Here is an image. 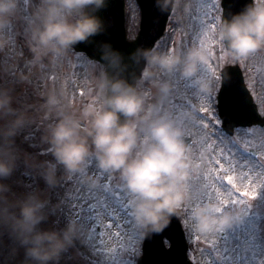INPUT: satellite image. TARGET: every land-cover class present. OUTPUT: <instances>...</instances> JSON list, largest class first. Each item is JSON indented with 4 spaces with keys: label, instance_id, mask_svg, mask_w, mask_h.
<instances>
[{
    "label": "rangeland",
    "instance_id": "374dc122",
    "mask_svg": "<svg viewBox=\"0 0 264 264\" xmlns=\"http://www.w3.org/2000/svg\"><path fill=\"white\" fill-rule=\"evenodd\" d=\"M218 1H175L172 24L164 41L155 48L154 54L157 56L171 54L183 58L187 52L198 48L201 40L206 39L210 45L215 38H219ZM38 3L39 0H28V4L18 0L16 15L0 31V36L6 41L5 48L0 50L2 52L0 53V89L9 90L14 97V106L30 114L32 119L24 127L25 133L32 136L33 134L28 132L29 127L35 126L37 129L34 138H25L22 139L23 141L20 139L19 145L34 155L38 161L51 162L53 157L50 161L49 157L47 158V151L45 155L41 152L47 145L44 137L50 127L47 123L48 117L43 119L42 116L47 113L51 117L61 118L67 114L79 119L80 123L83 122L82 127H86L88 120L85 113L92 111L103 102L100 87L103 70L102 67L90 63L84 56L72 51L64 56L50 55L39 62L33 61L28 47V37L33 20L32 13ZM23 4L28 5L27 10ZM138 12L134 0H127L126 30L129 38H133L137 31ZM18 49L26 51L30 60L24 67L22 66L17 76L11 77L13 80L9 77L11 76L9 71L16 62L13 61V53ZM255 55L260 57L254 64L256 69L260 70L264 68V54ZM222 61L223 63L231 61L223 46L220 53V62ZM245 63L246 59H241L240 66H244ZM252 63L253 59L249 57L247 65L251 67ZM204 65V62L200 61L195 76L185 78L178 68L169 71L157 63L151 65L148 63L145 69L148 75L141 81L138 90L143 93L145 99V112L142 114H151L153 107L162 104L164 100L166 104L163 117L170 120L182 132V136L191 138L192 143L187 149L195 166L185 183V200L177 207L179 208L177 215L180 216L186 230L191 246L189 258L193 264H264V129L239 132L229 143L220 142V145H217V142L215 145L214 140H209L203 132L204 128L200 126L206 122L198 116L200 114L209 117V114H212L211 109L205 113L201 111L203 106H210L211 101L200 90H205L204 85L211 82L208 72L211 66L207 70ZM163 85H168L167 91L161 90ZM86 88L90 90L87 96L89 100L85 98L70 109L71 111L67 109V103H58L59 97L63 98L64 102L68 96L75 97V94H79V90L85 92ZM54 93L57 95H53ZM51 95L54 96L53 99L50 98ZM58 95L60 96L57 97ZM38 96L46 99L42 100ZM262 111L264 115V110ZM167 115L171 118L169 119ZM140 122L141 120L138 119L140 138L147 142L145 131L147 124ZM211 128L209 124L207 129ZM247 148L255 150L258 158L248 159L242 156V150ZM216 160L223 165V168L217 165L220 171L225 169L226 174H229V171L235 172L236 183L239 179L247 183L256 182V187L261 183L262 189L255 201L245 198L244 206L239 205L232 210L241 212L240 219L228 228H217L211 233H206L198 225L197 210L208 204L209 200L211 203L219 204L221 196L226 193L219 185L220 179H217L216 172L213 173L216 171V163H214ZM56 175L58 182L51 187L46 185L37 169L22 167L17 171L14 179L26 190L39 191L44 202L49 200L51 193L58 194L63 191L57 199L61 200L58 203L61 208L55 215V221L58 222L59 229L70 222L77 225L79 238L61 261H66L68 264H131L130 255L139 251L142 224L134 216L133 195L127 190L119 172L101 169L93 153L85 160L79 172L65 173L62 166H57ZM223 176L224 174L219 175L220 178ZM245 176L247 179H242ZM86 177L93 178L95 182H84ZM70 178L72 182L68 183ZM253 185L249 186L252 192L256 188ZM76 187L81 189L79 194L90 199L94 207L93 210L86 208L83 221L69 210L68 206L73 201L65 199L70 191L75 194ZM217 192L220 193L219 197ZM205 193L208 195L205 196ZM96 224L99 230L90 231V228L96 229ZM137 226L140 227L138 230ZM118 231L121 233L119 236H117ZM219 231L225 235L221 237ZM245 236H248L246 241ZM240 245H242L241 249ZM89 259H93L95 263L86 262Z\"/></svg>",
    "mask_w": 264,
    "mask_h": 264
},
{
    "label": "clouds",
    "instance_id": "9594fccd",
    "mask_svg": "<svg viewBox=\"0 0 264 264\" xmlns=\"http://www.w3.org/2000/svg\"><path fill=\"white\" fill-rule=\"evenodd\" d=\"M157 3L160 5V0ZM170 4L173 0H163L161 10ZM104 5L105 0H39L28 37L33 61L50 55L64 56L96 35L102 22L89 9L98 11ZM17 9L18 0H0V31L11 22ZM219 40L234 60L264 54V0H251L231 19L223 20ZM5 45L0 36V50ZM204 55L199 48L183 58L157 56L143 50L150 65L157 63L169 71L178 68L185 78L195 76ZM100 87L102 93L109 89L110 94L104 96L101 105L85 113L86 127L81 126L79 119L63 115L48 128L44 141L52 162L38 161L17 143L32 118L26 110L14 106L9 90L0 89V264H61L79 238L78 226L71 222L61 229L42 226L46 219L45 202L39 191L26 190L14 179L22 167L39 170L51 187L58 182L57 166H62L65 173L79 172L94 153L101 169L119 172L133 195L135 218L154 232H159L184 202V186L195 165L182 132L170 120L160 117L148 122L147 142L142 141L137 121L147 119L142 115L143 93L121 80L109 82L103 78ZM161 90L167 91L168 85ZM85 180L95 182L91 177ZM219 208V204L209 203L197 210V222L204 232L228 227L240 219V211L222 212Z\"/></svg>",
    "mask_w": 264,
    "mask_h": 264
},
{
    "label": "water",
    "instance_id": "95a60500",
    "mask_svg": "<svg viewBox=\"0 0 264 264\" xmlns=\"http://www.w3.org/2000/svg\"><path fill=\"white\" fill-rule=\"evenodd\" d=\"M123 1L105 0L104 7L98 11L89 9L100 18L102 28L96 35L76 45L74 50L85 53L92 60L107 64L112 82L121 80L130 85L128 81L130 79L133 85L145 63L143 50H149L162 34L171 4L162 11L163 0H160V5L157 0H137L142 12L140 32L135 41L127 42L123 30ZM250 2L251 0H222L221 4L224 8L222 21L231 19L233 14L240 12ZM232 69L224 72L222 89L217 97L219 115L223 120L224 129L229 133L235 126L262 123L252 111L250 98L245 97L246 93L241 85L238 71ZM232 83L235 88L232 87ZM241 89L244 96L239 94ZM162 237L170 243L168 250L161 247ZM185 245L177 221L170 217L159 232L148 229L147 241L143 247L144 253L138 264H190L185 256Z\"/></svg>",
    "mask_w": 264,
    "mask_h": 264
},
{
    "label": "snow or ice",
    "instance_id": "6c2138e0",
    "mask_svg": "<svg viewBox=\"0 0 264 264\" xmlns=\"http://www.w3.org/2000/svg\"><path fill=\"white\" fill-rule=\"evenodd\" d=\"M210 51V48L208 49ZM43 70H46V69H43ZM208 99H211L210 97ZM204 111L206 112L207 110L204 109ZM202 128L204 129H207L208 125L207 124H201L200 125ZM207 138L205 137V140ZM214 163H216L217 165H220L221 168H223V165L220 163L219 160H216L214 161ZM229 164L231 165V162H229ZM243 179H246L247 177H242ZM217 179H222L220 177H217ZM72 180L71 178L69 179L68 183H71ZM228 184L229 185H232L233 187H235V185L233 184V177H228ZM81 189L79 187H76L75 188V194H72L71 191L69 192V194L66 195L65 199L66 200H71L73 201L68 207H69V210L73 213L74 216H76L79 220L83 221L84 220V212L86 210V208L90 209L92 207V204L90 202V199H87L85 198L84 195H80ZM205 196H207L208 194L205 193L204 194ZM229 197L231 196V193L229 192L228 193ZM243 195L245 197L248 196V193L247 192H244ZM217 196L219 197L220 196V193L217 192ZM209 199H211L210 196H208ZM254 198V197H253ZM202 202V200H201ZM231 203H237V201H231ZM219 204H220V208L218 209V211H222L223 207L225 206V201L224 199H220L219 200ZM118 229H119V225L116 226ZM90 231H95V229H91L90 228ZM121 235V233L118 231L117 232V236ZM89 239H91V237H89Z\"/></svg>",
    "mask_w": 264,
    "mask_h": 264
},
{
    "label": "trees",
    "instance_id": "16d2710c",
    "mask_svg": "<svg viewBox=\"0 0 264 264\" xmlns=\"http://www.w3.org/2000/svg\"><path fill=\"white\" fill-rule=\"evenodd\" d=\"M49 224H50V220H49L48 217H46L45 222H44V224H43L42 226H43V227H48Z\"/></svg>",
    "mask_w": 264,
    "mask_h": 264
}]
</instances>
